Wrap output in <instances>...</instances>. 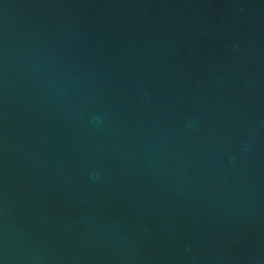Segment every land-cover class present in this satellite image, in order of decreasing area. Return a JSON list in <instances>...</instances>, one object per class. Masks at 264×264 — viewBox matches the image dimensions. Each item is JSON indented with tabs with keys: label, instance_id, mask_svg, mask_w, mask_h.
<instances>
[{
	"label": "water",
	"instance_id": "obj_1",
	"mask_svg": "<svg viewBox=\"0 0 264 264\" xmlns=\"http://www.w3.org/2000/svg\"><path fill=\"white\" fill-rule=\"evenodd\" d=\"M0 264H264V0H0Z\"/></svg>",
	"mask_w": 264,
	"mask_h": 264
}]
</instances>
